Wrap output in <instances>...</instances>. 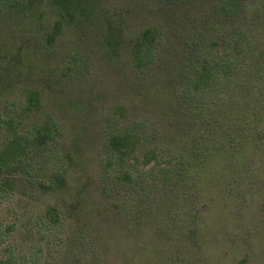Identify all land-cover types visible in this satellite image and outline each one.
Wrapping results in <instances>:
<instances>
[{
    "label": "rangeland",
    "instance_id": "rangeland-1",
    "mask_svg": "<svg viewBox=\"0 0 264 264\" xmlns=\"http://www.w3.org/2000/svg\"><path fill=\"white\" fill-rule=\"evenodd\" d=\"M21 1L0 6V262L264 264V86L246 95L239 70L204 91L224 130L196 133L172 81L202 35L230 55L247 28L263 52L264 0H240L239 19L223 0ZM249 103L256 128L233 131ZM130 130L138 144L120 165L109 139ZM171 166L186 175L167 180Z\"/></svg>",
    "mask_w": 264,
    "mask_h": 264
},
{
    "label": "trees",
    "instance_id": "trees-1",
    "mask_svg": "<svg viewBox=\"0 0 264 264\" xmlns=\"http://www.w3.org/2000/svg\"><path fill=\"white\" fill-rule=\"evenodd\" d=\"M18 3L19 0H0L1 7L13 4V7L16 8L18 7ZM222 3V9L220 11L222 13L227 11L228 14L226 16H230L229 18L238 15L236 16V19H239L242 16L241 10L239 9L240 0H223ZM20 4H23V1L20 0ZM251 35L253 34L247 28H243L239 33H235V35L229 39L228 46L231 48L229 49L231 52L230 55H227V53L220 55L218 51L214 50L213 45L207 44L206 39L202 35L199 37L198 44H195L196 48H192L193 51H191L189 56H184V59H187V62L183 64L181 62V64L186 67L185 69H182L184 72L180 74L178 73V75H174L172 77L174 84L176 81L184 83L182 86L183 93L180 94L181 100L178 104L179 108L184 111L185 108H187L188 112H190V108L192 107L197 110L196 114L198 113V116L194 114L195 117L197 116V121L195 120L196 123L194 125V131L196 133H204V125L206 130H210V133H218L220 130H224V118L216 117L214 115L211 117L213 122H210V119H207V117L211 116V114L208 115L204 111L206 109L211 111V105H214V103L210 105L209 101L203 94L204 91L211 90L210 92H213L214 87L219 82L231 81L237 71L241 70V74L239 76L244 77V81L246 82L247 87L245 86V94L248 96H254V98L262 97L263 92L260 90H262L264 83L260 85V78L264 77V51L261 53L256 51L254 47L256 39L253 45ZM147 36L149 35H146V37ZM162 38L164 39V35H162V33L158 39V42H156V39H151L150 41V38H148L150 45H148L147 48L149 50L151 60L156 58L157 52L162 45ZM258 38L261 39L260 37ZM198 49H202L201 53L204 52V55L198 56L196 53ZM257 62L262 65L263 68L258 67ZM175 68H177V66ZM188 100H190V104H188V106L184 105V103H187ZM28 103L30 106L36 105L38 103L37 96H29ZM260 106L261 105H251L249 103V105L247 104L244 109L241 110V112L237 111V113H235V115L238 117L237 120L229 121L233 125V131H238V133H251V131H253L258 124L257 120H252L258 115L255 107ZM215 111H217V115L224 114L225 116V111L223 109L213 110V112ZM184 114L185 112L183 115ZM182 125H184V123ZM219 128L220 130L217 131ZM137 134L138 133L130 130L126 133L117 134L118 136L115 135L113 138L109 139L110 150L112 152L111 155L115 154L116 163L121 165L123 162H125V159L129 153H134L136 151H131V149L133 150L135 147H137L139 140ZM29 138L30 137L28 136L27 139ZM11 144L21 145L19 142H17L16 138H14L13 142L11 141ZM21 147L22 146H20V148ZM156 150L157 149L148 150L145 153V161H151V154L153 153L155 155ZM191 155L197 157L195 152H193ZM1 159L3 160L2 157ZM9 159L10 161L14 162H17V160H21L23 162L21 157H17L16 155L9 157ZM183 161L184 157L181 159V162ZM166 171L167 180H172L177 174L183 176L186 175V170L184 167H181L176 171L171 166L167 167ZM124 178L128 181L133 180L132 175H130L127 171L125 172ZM43 219H46L48 224L56 225L61 220V212L56 207H49L46 211L45 218ZM0 264H19V261L16 260V258L13 257V253H11L9 258L2 259Z\"/></svg>",
    "mask_w": 264,
    "mask_h": 264
}]
</instances>
